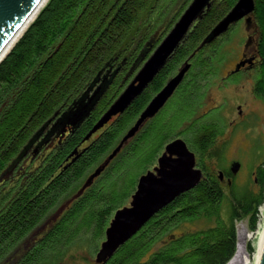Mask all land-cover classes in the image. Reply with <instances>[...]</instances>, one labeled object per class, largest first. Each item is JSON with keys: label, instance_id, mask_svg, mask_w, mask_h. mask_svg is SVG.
Wrapping results in <instances>:
<instances>
[{"label": "trees", "instance_id": "obj_1", "mask_svg": "<svg viewBox=\"0 0 264 264\" xmlns=\"http://www.w3.org/2000/svg\"><path fill=\"white\" fill-rule=\"evenodd\" d=\"M236 1L212 0L143 91L90 135L122 91L124 75L138 69L186 5L165 25L175 0H47L41 6L0 61V191L5 187L0 192V264H56L67 247L82 242L95 250L114 212L131 199L139 176L156 165L176 133L194 153L196 166L204 173L201 180L96 264H225L232 257L235 221L246 217L248 229H256L264 203V162L255 167L256 191L237 186L230 165L222 166L225 143L219 141L226 124L218 113L202 114L200 108L223 59L217 42L230 28L198 46ZM252 1L245 28L252 31L256 53L250 63L253 94L264 102V0ZM186 60L190 67L164 106L81 190ZM241 70L225 78L237 80ZM103 72L108 77L116 73L83 122L54 132L40 150L34 152L33 146L15 163L55 112L66 110ZM210 160L218 161L222 179H229L226 219L220 213L226 191L218 173L207 169L205 162ZM200 217H212L214 223L173 231ZM248 250L251 253L252 248Z\"/></svg>", "mask_w": 264, "mask_h": 264}, {"label": "water", "instance_id": "obj_2", "mask_svg": "<svg viewBox=\"0 0 264 264\" xmlns=\"http://www.w3.org/2000/svg\"><path fill=\"white\" fill-rule=\"evenodd\" d=\"M44 0H0V61L9 51L14 42L21 35L25 27L34 19L36 10ZM212 0H191L183 9L172 27L153 49L146 61L136 71L123 91L115 98L108 110L99 118L90 135L98 127L107 122L113 115L123 112L128 105L143 91L152 81L157 72L164 66L179 43L185 38L188 31L201 18L203 11L210 6ZM253 10L252 0H237L230 10L211 28L206 34L198 49L212 42L215 38L225 33L234 23L247 16ZM23 29V30H22ZM252 58H244L235 63L234 68L226 75L237 72L245 64H250ZM190 67L186 60L172 76H170L161 89L150 99L140 112L134 123L128 128L119 144L112 150L106 160L89 175L81 190L90 183L92 178L99 174L111 158L120 150L124 142L133 136L139 127L152 118L164 106L171 97L186 71ZM116 72L100 78L99 74L82 95L73 101L66 110L59 114L55 112L42 128L31 138L24 151L15 163L26 154L34 141L42 134L45 127L51 124L44 139L37 145L45 142L54 132L63 133L66 126L78 127L94 109V106L111 83ZM131 73L124 78L127 79ZM99 82V83H97ZM97 85L95 86V84ZM58 115V116H57ZM36 152V148L34 149ZM75 153V152H73ZM72 153V154H73ZM14 163V165H15ZM14 165L7 170L10 173ZM240 167L238 161L230 163V171L236 174ZM203 176L202 169L196 166L194 153L189 150L181 137H176L164 146V150L157 158L156 165L139 176L134 193L128 205L117 209L109 225L104 232V240L101 242L95 255V262L106 261L114 251L134 235L139 228L158 210L171 202L182 192L196 186ZM222 179V172H218ZM261 264H264V252Z\"/></svg>", "mask_w": 264, "mask_h": 264}, {"label": "rangeland", "instance_id": "obj_3", "mask_svg": "<svg viewBox=\"0 0 264 264\" xmlns=\"http://www.w3.org/2000/svg\"><path fill=\"white\" fill-rule=\"evenodd\" d=\"M190 1L191 0H175V2L169 7V11L163 20V25L170 22L173 19L175 12L184 4L187 6ZM246 18L247 16H244L242 19L234 23L226 34L222 36L220 35L221 37L219 38L216 47L223 55V59L222 62L217 65L216 75L213 78H210V87L206 93L200 111L203 110L202 114L206 113V115L210 113H218L222 118L223 122L226 124L224 135L219 141L225 143V162L222 163V166L228 167L232 161H238L240 167L232 178L233 182L239 187H246L256 191L257 186L254 183L255 167L264 162V102L255 98L253 94L254 79L250 64H245L241 67L242 70L237 80L225 78L227 72L234 68L235 63L239 60L252 58V61H254L256 58L252 31L249 32L245 28ZM176 20L173 21L175 22ZM163 25L161 26L163 27ZM147 57L143 59L142 63L146 61ZM136 71L132 72V74L125 79L126 83L124 84L123 89L136 74ZM106 75L107 72H103L101 78ZM125 77L126 75H124V78ZM96 85L97 83L95 86ZM52 121L46 126L47 128L51 126L50 124ZM47 128H45L41 136L34 141L30 150L37 148V145L44 139ZM176 137L177 133L174 135L173 139ZM46 142L47 141L44 143ZM41 148L42 147L40 146L39 150ZM205 164L209 171H214L215 174L218 173V161L210 160L208 162L206 161ZM150 169H152V167ZM228 183L229 179L224 177L221 184L226 191V197L220 206V213L225 219L229 214V198L227 194ZM4 189L5 187H3L1 191ZM129 201L130 198L126 205L129 204ZM213 223L214 218L212 217H200L193 221H184L180 223L173 231L179 233L185 230L204 228ZM235 229L236 243H239L240 250L238 255H243V253L248 255L251 254L249 253L248 246L253 250L252 232L248 229L247 218L243 217L235 221ZM100 241L95 247V250L90 249L85 242H82L80 245L74 244L67 247L56 264H96L95 251L99 247ZM236 258H234V261H239V259Z\"/></svg>", "mask_w": 264, "mask_h": 264}, {"label": "bare ground", "instance_id": "obj_4", "mask_svg": "<svg viewBox=\"0 0 264 264\" xmlns=\"http://www.w3.org/2000/svg\"><path fill=\"white\" fill-rule=\"evenodd\" d=\"M46 1L47 0H44L42 4H40L38 9L36 10V13ZM251 237L253 247L251 254L248 255L246 253H243V255H238L240 253V250L239 243L237 242L234 254L225 264H261L264 252V203L259 208L258 222L256 225V229L252 232ZM234 258L239 259V261H234Z\"/></svg>", "mask_w": 264, "mask_h": 264}]
</instances>
